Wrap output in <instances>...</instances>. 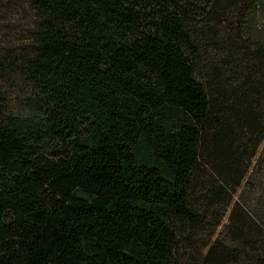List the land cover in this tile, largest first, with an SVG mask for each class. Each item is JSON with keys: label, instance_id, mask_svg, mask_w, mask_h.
<instances>
[{"label": "trees", "instance_id": "16d2710c", "mask_svg": "<svg viewBox=\"0 0 264 264\" xmlns=\"http://www.w3.org/2000/svg\"><path fill=\"white\" fill-rule=\"evenodd\" d=\"M261 9L0 0V264H264Z\"/></svg>", "mask_w": 264, "mask_h": 264}, {"label": "rangeland", "instance_id": "374dc122", "mask_svg": "<svg viewBox=\"0 0 264 264\" xmlns=\"http://www.w3.org/2000/svg\"><path fill=\"white\" fill-rule=\"evenodd\" d=\"M254 34L259 37L264 36L263 9L259 10L257 21L255 22ZM0 85L3 86V90L8 94L9 99H15L18 96L17 90L14 87L8 86L4 82H0ZM194 191V197L196 198L201 193V190L197 186ZM232 197L234 201L242 202L247 211L254 214L258 221L264 225V158H259L257 165L247 174L237 195H233ZM184 251L182 250L183 254ZM184 260L185 262L188 261L187 256L184 257Z\"/></svg>", "mask_w": 264, "mask_h": 264}]
</instances>
